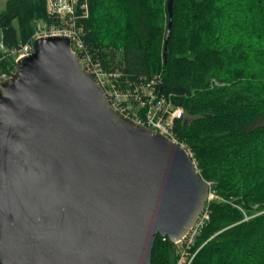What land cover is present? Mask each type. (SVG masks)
<instances>
[{
    "label": "water",
    "instance_id": "water-1",
    "mask_svg": "<svg viewBox=\"0 0 264 264\" xmlns=\"http://www.w3.org/2000/svg\"><path fill=\"white\" fill-rule=\"evenodd\" d=\"M209 191L184 146L112 107L70 37L36 39L0 82V264H152Z\"/></svg>",
    "mask_w": 264,
    "mask_h": 264
},
{
    "label": "trees",
    "instance_id": "trees-1",
    "mask_svg": "<svg viewBox=\"0 0 264 264\" xmlns=\"http://www.w3.org/2000/svg\"><path fill=\"white\" fill-rule=\"evenodd\" d=\"M82 4L85 51L121 72L118 86L154 79L184 108L175 133L217 195L191 264H264V0H173L167 43L169 0H78L79 14ZM40 20H50L47 0H7L0 43L30 41ZM4 55L0 47V71L13 68ZM163 237L152 264L176 261Z\"/></svg>",
    "mask_w": 264,
    "mask_h": 264
},
{
    "label": "built area",
    "instance_id": "built-area-1",
    "mask_svg": "<svg viewBox=\"0 0 264 264\" xmlns=\"http://www.w3.org/2000/svg\"><path fill=\"white\" fill-rule=\"evenodd\" d=\"M80 8L82 12L79 14L77 12L78 0H47V13L51 21H38L37 29L30 41L11 48L0 43L2 51L5 52L2 58L11 56L14 61L12 73L7 67V72H0V81L10 78L17 69V62L34 51L36 39L52 35L68 36L71 39L72 51L80 56L87 71L97 78L112 107L117 112L179 143L174 132V122L176 118L183 117L184 109L175 106L171 99L158 93L154 79L135 88H120L116 82L120 73L116 71L114 73L107 72L100 63L94 61L92 56L85 51L81 36L83 27L77 24V20L80 16L87 17L89 9L87 4H82ZM133 102L137 103L135 108H133ZM211 184L207 203L197 221L182 238L173 242L176 246L177 255L173 264H191L197 254L198 250L195 251L194 246L198 235L209 219L208 203L217 198ZM167 238V236L163 237V239Z\"/></svg>",
    "mask_w": 264,
    "mask_h": 264
},
{
    "label": "bare ground",
    "instance_id": "bare-ground-1",
    "mask_svg": "<svg viewBox=\"0 0 264 264\" xmlns=\"http://www.w3.org/2000/svg\"><path fill=\"white\" fill-rule=\"evenodd\" d=\"M9 68H10V73H12V67L11 66H8ZM5 71L7 72V68L5 69ZM115 71L116 72H118V73H121L118 69H115ZM0 72H2V71H0ZM15 74V72L12 74V76L11 77H13V75ZM10 77V78H11ZM9 79V78H8ZM3 81V80H2ZM1 82V81H0ZM164 94V93H163ZM165 95V94H164ZM175 106H178V107H181V108H183L182 106H180V105H177V104H174ZM184 109V108H183ZM184 116V115H183ZM180 118H182L183 119V117L181 116ZM180 118H176V119H180ZM175 119V120H176ZM175 122H174V128H175ZM174 132H175V129H174ZM176 134V133H175ZM176 137H177V135H176ZM177 139H178V137H177ZM178 142H179V144H181L182 146H184L185 147V149L189 152V154L192 156V158H193V154L192 153H190V151L188 150V148H187V146L185 145V143H182V142H180L179 140H178ZM193 160H194V158H193ZM195 161V160H194ZM202 174V173H201ZM208 200V199H207ZM167 239H169V238H167ZM197 243V242H196ZM198 253V252H197ZM196 257V256H195ZM195 259V258H194Z\"/></svg>",
    "mask_w": 264,
    "mask_h": 264
},
{
    "label": "rangeland",
    "instance_id": "rangeland-1",
    "mask_svg": "<svg viewBox=\"0 0 264 264\" xmlns=\"http://www.w3.org/2000/svg\"><path fill=\"white\" fill-rule=\"evenodd\" d=\"M6 2H7V0H0V10H3L5 8ZM36 23H38V21H36ZM210 184H211V182H210ZM211 186H212V184H211ZM174 247H175V251H176L175 244H174Z\"/></svg>",
    "mask_w": 264,
    "mask_h": 264
}]
</instances>
